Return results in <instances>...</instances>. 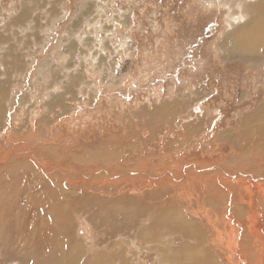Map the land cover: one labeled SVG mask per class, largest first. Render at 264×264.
<instances>
[{
	"label": "rangeland",
	"instance_id": "rangeland-1",
	"mask_svg": "<svg viewBox=\"0 0 264 264\" xmlns=\"http://www.w3.org/2000/svg\"><path fill=\"white\" fill-rule=\"evenodd\" d=\"M256 1L0 0L1 148L13 144L49 156L47 149L58 147L76 159L81 149L92 148L102 137L107 144L127 139L130 152L141 149L146 155L136 163L84 162L82 169L91 185L82 186V203L77 207L84 214L78 224L85 248L77 264H183L179 260H184L185 251L179 248L176 259L175 255L166 258L161 251L168 244L160 250L149 240L174 241L177 247L188 241L197 264L205 260L203 249L226 256L220 264L243 263L224 245V249L219 246L221 253L213 249L215 245L209 247L210 242L215 244L216 230L212 232L215 226L199 205L202 201L208 208L215 205L218 212L223 207L225 218L238 230L235 237L240 246L246 237L242 223L253 209L247 205L248 197L234 189L244 181L249 188L264 189V175H260L264 174V111L259 113L264 104V35L256 38L252 55H233L228 50L233 41L227 43L231 40L227 37L252 17L242 13L245 3ZM59 94L64 109H48L47 102ZM190 122L193 128L188 127ZM133 153L136 158L137 152ZM66 165L57 162L53 168L68 174L79 170L74 164ZM102 167L138 170L143 175L109 182L100 177L99 181L95 171ZM217 167L229 175L210 182L212 199L221 202L198 195L197 203L188 196L193 190L186 187L185 179L194 176L205 183L210 174H220L214 172ZM168 174L174 178L168 180ZM159 175L158 184L148 179ZM103 180L113 182L110 191L95 188ZM138 183L150 189L141 201L155 204L154 208L137 209L136 197L128 192L122 196L121 189ZM102 194L106 209L95 210L100 203L95 198ZM168 210L186 215L198 236L189 233L187 238L161 221ZM202 210L204 219L197 215ZM256 216L262 219L264 212ZM128 222L134 223L128 226ZM144 230L151 232L145 238L149 245L141 235ZM1 248L0 264H18Z\"/></svg>",
	"mask_w": 264,
	"mask_h": 264
},
{
	"label": "bare ground",
	"instance_id": "bare-ground-1",
	"mask_svg": "<svg viewBox=\"0 0 264 264\" xmlns=\"http://www.w3.org/2000/svg\"><path fill=\"white\" fill-rule=\"evenodd\" d=\"M243 12L244 14L247 13L251 14L252 17L250 18V21L248 22V24L238 27L233 33H231L227 37L231 39L230 41H227V43L233 41L232 44H230V49L228 50L231 53H233V55H236L238 57L243 56V54L245 53L248 54L253 53L254 52L253 48L257 46V42H258L256 38L259 37V34L264 35V22H263L264 0H258L253 4L245 3L242 13ZM72 81L73 79L69 83H67V85L68 86L71 85ZM67 92L68 90L66 88V92L63 95H65ZM63 95L59 94L56 96H52L50 98V101L47 102L46 107L50 109V107L52 106H59L62 109H64L65 100ZM1 108L2 107H0V109ZM263 111H264V104H263V108L261 107L259 109V113ZM164 115L166 116L165 117L166 119L170 117L168 113H165ZM192 124L193 123L190 122L188 127L193 128ZM199 126H201L200 123ZM199 126H196L195 128L197 129ZM252 133L254 134V132ZM101 138H98L95 141L94 143L95 145L90 143L91 146L93 145L92 148L81 149L76 159L73 158L71 155L65 153L63 150H61L58 147L48 148L47 149L48 152L50 151L52 155L43 156L44 153L39 154L35 150L34 152L32 150H28L29 148L18 149V147L13 144H9L7 146L8 147L7 150L2 149L0 146V244L2 245V248L1 247L0 248L3 250V253L7 258H10L13 261H18V264H70V263L77 264L80 258L82 260L83 257L81 256L85 255L84 254L85 248L83 241L84 235H82L81 226L78 224V220L83 219L84 214L81 213L82 211L80 212V210H78L77 207L82 203L81 198H83V193L81 192H84L85 189L82 186H85L84 184L86 183H87L86 185L88 186L91 185L90 184L91 178H89V176L87 177L85 173V169H82L84 162L89 161L92 163H112V162L114 163L121 161L122 162L133 161L136 163L137 161L139 162L143 161V156L144 157L146 156L144 153H143L144 155L142 154L141 149H137L133 151V152H137L135 154L136 155L135 158L133 156L134 153L129 151L130 145L126 142L127 141L126 138H125L126 141H123L118 144H114L112 142L107 144V140L105 138L104 139ZM236 142L237 141L235 140L234 143ZM123 148L126 149L127 151H124ZM7 155L9 156V158H7V160L4 161L3 159L7 157ZM57 162L58 163L61 162L63 165L74 164L76 169L78 168L79 170L76 173H69V174L63 172L62 170L56 171L53 168V166H57ZM247 165L249 164L247 163ZM102 168H103L102 170L99 169L98 171H95V173H98L96 177L97 180H99L98 178L100 177L102 178L105 177L109 182L117 177H121L120 179L122 178L127 179L130 176L132 177L131 174H134L135 177L137 175L140 176L143 175L141 174L142 172L138 170H133V171H130L129 169L120 170L116 167L110 169L104 167ZM216 169H217L216 171H214L215 169L213 171L220 174L216 173L217 176L215 174L213 175L210 174L209 179L206 178L208 180L205 183H202L203 181L201 180V178H196L194 176H190V179H188V177L185 179V181L188 180L187 182H185L186 187L191 188L193 190L192 197L190 196V194L188 195L190 198H194L198 203L200 200L198 198L199 197L198 195L200 196L202 195V197L204 195V198L206 197L208 199L213 200L215 204L217 202H221L219 201V199L216 200L212 199V195L214 194L213 193L214 188L211 185L212 183L210 182L214 179H217L219 175L222 176L224 174V176L225 175L227 176L228 174L224 173L225 172L224 168L217 167ZM204 170H206L205 172L206 174L210 173V171L208 172L209 168ZM252 174L253 173H248L249 176H251ZM94 175L92 174L91 176L94 177ZM260 175H264V174H260ZM178 176L182 178L181 175ZM165 177L168 180L174 178L173 174L172 175L168 174ZM152 178H148V179H150V181L155 184L159 182L158 179L162 178V176L159 175V176H154ZM248 178L250 180L254 179L253 177H248ZM244 179L246 178L244 177ZM97 180L95 179L94 181L96 182ZM107 180H103L101 184L96 186L95 188L97 190H101L102 188L103 190L106 189L107 191H110L112 187L110 188L109 186L110 184H113V182L109 184ZM118 182L119 181L116 180L114 183H118ZM244 182L243 183L237 182L240 186L236 187L234 189V192L239 196H241V194L243 193L245 197H248L247 199L249 200L247 205L250 207V209L251 208L253 209V213L252 214L248 213L247 220H244L245 222L242 223L243 224L242 227L245 229L246 235L244 233L243 234L246 237L243 238L242 243L240 242V246L238 245L239 242H237L238 236L235 237L236 236L235 234L238 232V230L235 227H233L229 221H227V218H225V211L223 207L221 208L220 212H218L215 205L208 208L207 204L205 205L204 201L201 202L199 207L203 206L205 208V214H207L206 215L207 221L211 222L212 225L215 226V228L214 227L211 228L212 232L216 230V238L214 239L215 244L213 242H210L209 245L210 248L211 245H215V248L213 249L217 251V253H221L223 251L222 249H224L225 247V249L230 251L231 254L236 253L240 261L242 260L243 263L247 262L249 264H263L264 263V216L262 217V219H258L256 214L259 215L260 213L264 212V189L262 190V187L260 186L257 188H249L247 185L244 184ZM227 183L232 185L233 182L228 180ZM150 185L152 186V184ZM103 187H107V188H103ZM125 188L126 190L121 189L122 196H125L126 193L128 192V195L130 197H136V199L140 201V202H136L137 209L142 208L144 211H147L150 209L146 207L148 206L153 208L155 207V204H152L151 206L150 203L146 201H141L142 196L146 198L147 192H150V189L145 188V186L142 183H138L137 185H131V186L126 185ZM96 193H99V191L95 192V194ZM216 195L218 194H215V196ZM67 197L69 198L73 197V198L67 199ZM65 198L67 199V202H64L63 199ZM105 198L106 197H104L103 194L95 198V202H100L96 205L95 210L106 209ZM235 203L233 202L232 204ZM219 205H221V203ZM153 208H151V210ZM137 209L135 208L134 212H136ZM237 213L238 214L240 213L241 215V211ZM128 214H132V213L129 212ZM197 215H199L198 218L200 217L201 219H204L205 218L204 210L198 211ZM240 215H239V219L241 217ZM86 216H89L88 213ZM131 216L137 217L135 215H131ZM188 219L189 218L186 215L183 216L180 215L179 213L174 215L173 213H170L168 210L165 214V217H163L161 221L167 222L169 225L174 227L173 229H175V232L183 234L187 238L189 233L194 234V236L197 237L198 234L196 231L193 232V230L191 229L192 223ZM135 220L137 219L135 218L134 221ZM97 222L99 221L97 220ZM133 223L134 222H132V224ZM132 224L128 222V226H131ZM227 226L228 228L226 229ZM135 227L128 229H131L132 232V230ZM150 233L151 232L149 231L147 232L144 230V233H141V235L144 237L145 240V238H149V236H151ZM127 238H129L128 235ZM110 239L113 241V237L112 238L108 237V240ZM149 241H150V245L160 246V250L164 245L168 244L161 251L163 257L169 258L170 255H175V259H176L179 256L178 249L180 248L181 250L185 251L183 253L184 260L181 261L178 259L180 262H182L183 264L199 263V262L196 263L197 257L192 258V256L195 255L196 253H193L191 251L190 246H192V244L190 245V243H188V241L186 240H185L186 243L184 244L181 243L182 245H179V247L175 246L174 241L170 243L169 242L159 243V242H155L154 240H149ZM122 243L120 242L115 244H122ZM145 243L149 245V243L146 240ZM188 245L190 246L188 247ZM223 245L224 247L222 248ZM219 246L222 249H219ZM131 252L132 251H130L129 253ZM200 252L201 255H203L202 253H204L203 255V258L205 259L204 262L208 261L207 262L208 264L210 263V261H211L210 264H220L219 261L220 258L224 257L223 254L214 255L215 252H213V250L211 251L212 254L209 252L207 253L205 249H203V251ZM208 254L212 255L211 259L207 258ZM1 256L2 259H4L3 255ZM198 256L200 257V255ZM227 259L229 260V258ZM98 261L100 262L104 260L99 259ZM238 263L240 264V262ZM106 264H113V263L107 262Z\"/></svg>",
	"mask_w": 264,
	"mask_h": 264
}]
</instances>
